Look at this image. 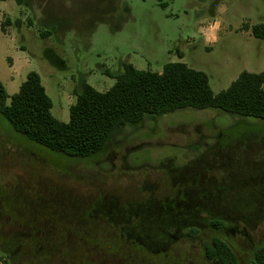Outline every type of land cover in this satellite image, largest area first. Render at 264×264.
I'll return each mask as SVG.
<instances>
[{
	"label": "rangeland",
	"instance_id": "374dc122",
	"mask_svg": "<svg viewBox=\"0 0 264 264\" xmlns=\"http://www.w3.org/2000/svg\"><path fill=\"white\" fill-rule=\"evenodd\" d=\"M2 21L6 103L34 71L64 123L77 83L104 92L115 81L104 72L124 64L161 73L182 62L206 73L215 94L242 71H264V40L245 29L264 23V0H0ZM213 21L221 30L207 49L199 28ZM195 181L214 184L223 200L190 203ZM138 211L152 212L146 221ZM210 219L225 225L214 230ZM162 226L201 231L137 233ZM215 236L240 264L264 247V121L179 110L126 126L78 159L28 141L0 115V264H218L203 254Z\"/></svg>",
	"mask_w": 264,
	"mask_h": 264
},
{
	"label": "trees",
	"instance_id": "16d2710c",
	"mask_svg": "<svg viewBox=\"0 0 264 264\" xmlns=\"http://www.w3.org/2000/svg\"><path fill=\"white\" fill-rule=\"evenodd\" d=\"M4 26L2 21V31ZM250 32L254 38L264 40V23L252 25ZM104 73L115 80L104 92L85 80L74 86L75 102L69 107L66 123L52 116L51 99L34 71L26 75L9 104L6 89L0 82V115L16 134L28 141L78 159L101 152L113 134L126 126L133 127L147 117L179 110L212 108L232 116L264 121V71H242L227 89L216 94L206 73L182 62L164 64L161 73L138 70L131 64H124L122 72L116 75ZM222 223L211 219L209 226L217 229ZM203 254L208 261L218 264H240L231 246L219 236L203 241ZM252 262L264 264V247L254 250Z\"/></svg>",
	"mask_w": 264,
	"mask_h": 264
},
{
	"label": "flooded vegetation",
	"instance_id": "af4514ba",
	"mask_svg": "<svg viewBox=\"0 0 264 264\" xmlns=\"http://www.w3.org/2000/svg\"><path fill=\"white\" fill-rule=\"evenodd\" d=\"M195 190H193L192 192H190L191 196L190 197H187V193L186 195H183L181 194L183 192V190H180L178 192V200L179 202H184L185 201V198L187 197L188 198V201L190 203H194V202H206L208 203L209 205H214L216 204L217 202H221L223 200V197L222 196H219L218 193H216L214 190H215V186L214 184H211V183H203L200 185V183L198 181H195ZM203 187L201 188L200 186ZM223 185H230L232 186L234 189H235V192H234V199L233 200H230L231 202L235 201V202H239L238 199H236V192H237V187H236V184H229V183H226V184H223ZM186 196V197H185ZM156 207H154V211L156 210L155 209ZM141 209H139L140 211ZM146 210V209H145ZM138 211V213H140ZM153 211V210H152ZM150 211V212H152ZM150 212L146 213L144 212V215L141 214V218L143 217V219H146L145 216L149 215L150 216ZM143 213V212H142ZM147 214V215H145ZM148 219H146L147 221ZM211 220V219H210ZM209 220V221H210ZM218 220H221V219H218ZM209 221H208V225H209ZM223 223H222V226H220L219 228L217 229H214V230H221L224 225H225V220H221ZM210 227V226H209ZM211 228V227H210ZM144 229V228H143ZM213 229V228H212ZM121 231L124 230L123 228L120 229ZM155 230V231H154ZM134 229H132L131 231H128V234L130 233H133ZM200 229L196 228V227H182V226H179L178 228H170V227H166V226H162V227H158L156 229L154 228H147L145 229V232L144 234L140 233V230L137 231L138 235L140 236H146V237H171V236H196L197 234L200 233ZM127 233V231H125ZM237 256V255H236ZM238 258V257H237Z\"/></svg>",
	"mask_w": 264,
	"mask_h": 264
},
{
	"label": "crops",
	"instance_id": "0c3cea01",
	"mask_svg": "<svg viewBox=\"0 0 264 264\" xmlns=\"http://www.w3.org/2000/svg\"><path fill=\"white\" fill-rule=\"evenodd\" d=\"M250 27L251 26L249 25V29L247 31H250ZM199 29L201 31V33H200L201 36L204 38V44H205V46L207 47V49H211L212 48V45H214L218 41L219 32L221 30V25L218 22L213 21V22L207 23L205 25V27H201Z\"/></svg>",
	"mask_w": 264,
	"mask_h": 264
}]
</instances>
